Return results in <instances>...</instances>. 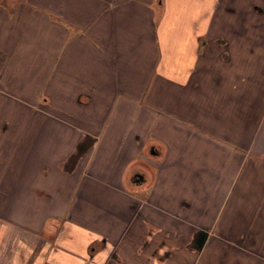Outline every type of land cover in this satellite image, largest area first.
Wrapping results in <instances>:
<instances>
[{"label":"crops","instance_id":"1","mask_svg":"<svg viewBox=\"0 0 264 264\" xmlns=\"http://www.w3.org/2000/svg\"><path fill=\"white\" fill-rule=\"evenodd\" d=\"M0 264H264V0H0Z\"/></svg>","mask_w":264,"mask_h":264},{"label":"rangeland","instance_id":"2","mask_svg":"<svg viewBox=\"0 0 264 264\" xmlns=\"http://www.w3.org/2000/svg\"><path fill=\"white\" fill-rule=\"evenodd\" d=\"M190 5H191V4H190ZM190 5H189V6H190ZM190 8H191V7H190ZM175 10H177V8H176ZM259 70L263 71V68H261V69H259Z\"/></svg>","mask_w":264,"mask_h":264},{"label":"flooded vegetation","instance_id":"3","mask_svg":"<svg viewBox=\"0 0 264 264\" xmlns=\"http://www.w3.org/2000/svg\"><path fill=\"white\" fill-rule=\"evenodd\" d=\"M138 178V177H137Z\"/></svg>","mask_w":264,"mask_h":264}]
</instances>
